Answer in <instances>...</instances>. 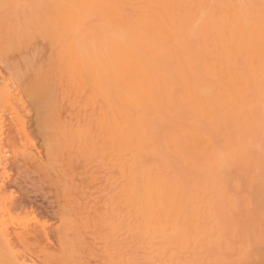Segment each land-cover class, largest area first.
Returning a JSON list of instances; mask_svg holds the SVG:
<instances>
[{
    "label": "rangeland",
    "instance_id": "rangeland-1",
    "mask_svg": "<svg viewBox=\"0 0 264 264\" xmlns=\"http://www.w3.org/2000/svg\"><path fill=\"white\" fill-rule=\"evenodd\" d=\"M94 1L0 0V90L27 104L20 112L32 137L24 147L18 142L20 149H7V182L28 200L27 210L50 223L53 264H264V80L258 78L264 0H239L236 7L235 0H209L210 12L203 3H185L160 32L172 44L151 51L125 35L143 39L157 31L140 25L142 11L134 0L115 5L126 20L111 40L103 33L118 12ZM235 8L252 22L245 30L253 31V46L241 28L224 24ZM118 46L129 58L161 65L146 77L141 72L125 78L131 88L126 127L141 144L137 157L127 152L134 164L127 177L144 197L137 209L115 205L99 221L62 215L57 206L71 201L66 183L79 181L89 168L102 172L87 185L92 200L103 199L104 191L113 202L118 198L117 177L107 180L115 141L93 112L104 101L99 87L112 74ZM147 85L149 90L139 91ZM22 152L32 158L29 166ZM173 231L183 235L185 246L158 256L160 235L170 239Z\"/></svg>",
    "mask_w": 264,
    "mask_h": 264
},
{
    "label": "bare ground",
    "instance_id": "bare-ground-1",
    "mask_svg": "<svg viewBox=\"0 0 264 264\" xmlns=\"http://www.w3.org/2000/svg\"><path fill=\"white\" fill-rule=\"evenodd\" d=\"M95 1H97V3L100 5H104V3H106L110 9H116L118 12L117 22L110 23L105 29V32L103 33L104 36H106L109 40H111L110 35L116 33L121 27V23L126 20L125 17L121 13L122 9H117L115 6V5H119L120 7H122L123 2L121 0H95ZM134 1L136 2V5L138 6V8L142 11L139 17L140 25L145 28H155L157 31L155 32L154 35L150 36L149 38H143V39H138L130 31H126L125 35L136 46L147 48L149 51L155 50L157 46H160V44H168V46L172 44L170 36L164 32L162 33L160 32L167 23H170L173 20H175V17L171 15V12H173L176 8L181 7L185 3L194 2L198 4L203 3L202 7L204 11H207V12L213 11L212 8L210 7L209 0H134ZM231 3L235 4V7H236L239 5V0L232 1ZM60 9H62V7H60ZM236 11L237 9L235 8V9H232L228 13V18L226 21H224V24H226L229 27L234 26V27L241 28L246 34V42L248 46L249 47L253 46L254 44H256L257 39L253 35V31L250 32V31L245 30V28L248 27L250 24H252V22L249 20H243L245 17L241 15H236ZM260 19L264 23V8H263V11L261 12ZM183 22L187 23V20H184L183 18H181V23ZM156 33H160V35ZM116 49L118 52H115L116 54L115 59L113 62L109 64V68H111L112 74L110 75V78H105L104 85L99 87V89H101V94L103 96L104 101L99 106V108H97L96 110H93V112H95L98 122L103 125L104 129L109 134L110 140L115 141L113 142L116 148L115 155L110 159V161H113L114 164L111 167L112 170L109 169L111 175H110V178L107 180L113 179L111 177L112 174H115V176L117 177V182H118L117 197L118 198L114 199V202H113V200L108 196L109 195L107 193L108 189H106V194H108L106 195L107 197L104 195L105 191L103 195L101 191L100 193L103 196V199L102 197L100 198L98 196V198L93 199L94 201L92 200V197H95V196L94 194L90 193L91 194L90 195L87 193V190L89 188L87 185H89L90 183H93L94 180L96 179L97 171L95 170L97 169L95 168V170H91L93 168H89L90 170L86 171L84 175L82 174L81 178H79V181L73 178L71 180L70 178V181L72 182L68 181L69 184L66 183L67 181L65 182L67 184V188L71 191V196H70L71 201H68L67 204L64 203V205L60 204L57 206L58 212H62V215L72 212L73 213L72 215L89 216V218H94L99 221L101 217L107 216L108 213L113 208V206L115 205L117 206L124 205L127 207H131L133 209H137L139 206H141V202H142L141 198L144 197V195L143 194L141 195V192L139 191L137 181L134 180L133 178L129 179L127 177V172H129V170L134 167V164H132L130 161L128 162L127 160L128 159L127 152H130V154L133 157H137L138 153L136 151V148L138 145H141V144L137 136L134 135V133L130 132V130H128L126 127V122L129 119L131 112L125 106V97L127 99V90H131V88L126 85L125 78L126 76L128 78H133V76L140 77L141 72L146 77L148 74V70L153 72L155 70L160 69L161 65L157 64L153 66V65L145 64L143 60L139 58L137 55L129 58L130 55L126 54L125 50L123 51L122 50L123 48L121 46H118ZM128 61H130L129 66L124 69L123 64L128 63ZM251 71H252V66H250L249 70L247 71L248 76H249V73H251ZM0 77L2 78V80H4L5 78V76L3 75H1ZM8 77L9 76H7V78ZM15 77H17V74ZM258 78H263L264 80V67L262 68L261 74L259 75ZM4 82L6 85L7 81L5 80ZM258 85L260 86V83ZM201 88L204 89L205 86L201 85ZM145 90H149V85H147L144 88L139 89V91H145ZM23 92L25 91L23 90ZM33 96H36V95H33ZM37 100L35 102H37ZM26 105L27 104H25L24 100L22 98L19 99V97L14 95V93L9 92V91L6 93L3 91V89L0 90V110L1 112H4V114L10 113L12 115L10 119L6 120L7 118L5 119L1 115V112H0V178H1V182H0V264H53L57 260L56 259L57 257L55 258V255H53L55 254L54 253L55 251H53V249H51L49 246L52 244L54 245L55 243L54 241H52V238H51L53 236H50L48 232L50 223H48L47 221H40L39 219H37L34 216L33 214L34 211H32V209L27 210L26 209L27 207L25 206H27V204L29 203L28 200L26 201L23 198L21 199V196H20L21 193H17V191L13 189L15 185L13 186V184H8L7 182V180L11 178V174L8 171H6L9 166V157L11 156L10 154L7 153L9 152L8 150L11 149L10 147H14V146L15 148L16 146L18 147V144H17L18 142H19V145H21V147H24L26 146L27 142L30 144L29 141H31L30 138H32L29 136L30 134H28L27 124L25 122L24 116H22L20 112V110L22 108H25ZM194 107L196 108L198 107V105H195ZM231 107H232L231 104H227L226 106L227 109H231ZM14 125L18 126L17 129H13L15 128ZM254 126H257V123ZM4 127H7V129L10 130V131L8 130L9 135H8V140L6 144L3 143V137H2L3 136L2 133H4L3 132ZM19 138H22V141H20ZM7 146L9 148H7ZM234 147L236 146L233 145V149H236ZM15 148H12V149L14 150ZM18 148L20 149V147ZM237 151L238 153H240L239 152L240 150H238V148H237ZM22 153L25 156V153L24 152ZM28 156L29 154L24 157L25 160L22 158L24 160L23 164L25 163L28 164L26 166H29L28 162L31 163L32 161V160L29 161L31 157H28ZM131 160L133 161L132 158ZM79 161H82V160H79ZM82 162H80V165L82 166V168H84L83 167L84 165H82ZM24 167L25 166L23 165V169ZM45 173L46 175H49L47 171ZM98 173H102V172H98ZM35 174L37 173L35 172ZM50 179L51 178H49V180ZM44 181L42 182L44 183ZM157 182L158 180H156L155 183ZM25 202L26 203L28 202V203L26 204ZM171 206L175 207L173 205ZM179 208L182 209L183 206L179 205ZM67 220H70V219H67ZM33 226H38L40 230L33 229ZM86 227L90 229L89 224H87ZM40 232L42 234H40ZM165 237L166 236L164 235H160V238H164V240L158 245V247H156L158 256H161L163 254H168L174 250H179L185 246L183 235L179 232L173 231L170 239H166ZM60 249L61 248H59V250Z\"/></svg>",
    "mask_w": 264,
    "mask_h": 264
}]
</instances>
